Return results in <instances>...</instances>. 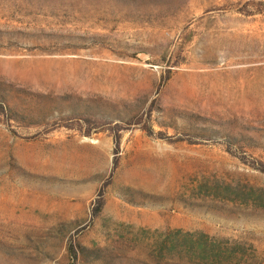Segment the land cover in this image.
Instances as JSON below:
<instances>
[{
    "label": "rangeland",
    "instance_id": "374dc122",
    "mask_svg": "<svg viewBox=\"0 0 264 264\" xmlns=\"http://www.w3.org/2000/svg\"><path fill=\"white\" fill-rule=\"evenodd\" d=\"M0 264H264V0H0Z\"/></svg>",
    "mask_w": 264,
    "mask_h": 264
},
{
    "label": "trees",
    "instance_id": "16d2710c",
    "mask_svg": "<svg viewBox=\"0 0 264 264\" xmlns=\"http://www.w3.org/2000/svg\"><path fill=\"white\" fill-rule=\"evenodd\" d=\"M0 99H2V96H1V94H0Z\"/></svg>",
    "mask_w": 264,
    "mask_h": 264
}]
</instances>
